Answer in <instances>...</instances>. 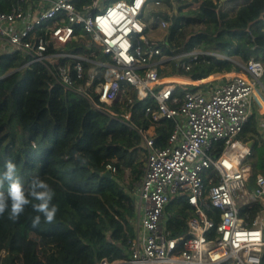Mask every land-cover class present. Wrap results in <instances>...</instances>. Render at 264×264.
I'll list each match as a JSON object with an SVG mask.
<instances>
[{"label":"built area","instance_id":"2783aa9c","mask_svg":"<svg viewBox=\"0 0 264 264\" xmlns=\"http://www.w3.org/2000/svg\"><path fill=\"white\" fill-rule=\"evenodd\" d=\"M16 2L0 12L2 50L43 63L58 83L83 96L96 111L133 126L142 138V175L129 190L134 235L125 240L123 257L94 264H264V209L251 222L241 214L249 198L257 201L248 185L261 182L245 171L252 149L239 138L252 112L254 89L264 90V62L252 57L240 72L217 73L211 81L165 77L159 73L160 48L149 41L143 19L149 0ZM155 22L166 25L161 19ZM76 26L88 36L87 47L97 45L107 60L93 59V51L47 52L77 39ZM200 54L186 53L189 60L181 68L190 70ZM82 61L89 63L87 78L76 85L74 79L84 73ZM180 83L200 87L184 91L179 101L174 92ZM145 99L151 102L143 107V118L150 124L139 128L133 124L132 107ZM162 120L173 123L164 146L157 145L155 136ZM106 169L115 171L110 164ZM176 196H182L191 214L185 231L173 236L166 207Z\"/></svg>","mask_w":264,"mask_h":264},{"label":"trees","instance_id":"16d2710c","mask_svg":"<svg viewBox=\"0 0 264 264\" xmlns=\"http://www.w3.org/2000/svg\"><path fill=\"white\" fill-rule=\"evenodd\" d=\"M83 1L77 0V4ZM220 1L149 0L143 16L148 28L152 24L150 19L168 23L165 41L152 43L160 48L161 55L184 53L180 61L172 60L173 68L165 76L199 79L210 74L240 72L234 59L243 64L252 57L264 62V0H225L238 3L232 14L221 9ZM154 2L165 6L171 14L157 10ZM195 3L197 6L190 8ZM16 4V0H0V12L9 11ZM190 26L198 29L177 43L182 29ZM80 33L76 26L77 39L62 49L50 46L47 52L64 50L91 55L93 51V59L107 60L97 45L87 47L88 36ZM1 49L0 176L8 160L16 164L26 189L32 177L39 175L54 189L53 203L59 211L52 224L42 217L37 228L32 227L31 218L40 214L31 204L16 222L8 219L7 212L0 216V264H94L103 258L123 257L125 240L134 235V198L128 179L136 181L142 174V163H134L137 153L144 151L141 136L133 126L96 111L83 96L58 83L43 63ZM193 50L201 54L186 71L181 63L189 60L185 54ZM82 65L84 73L82 78L74 79L76 85L87 78L89 63L82 61ZM198 87L180 83L174 94L180 101L184 91ZM256 99L264 109L260 94ZM148 102L151 101L136 100L132 107L136 127L146 128L150 124L142 112ZM252 105L239 138L246 143L253 141L252 150L257 148L264 162V115L257 114L255 101ZM172 128L170 120L155 126L157 145H166ZM108 164L115 168L110 176L105 175ZM249 164L250 176H264L251 157ZM249 186L255 189L257 185ZM7 188L5 182L0 190L7 192ZM35 203L38 201L32 199ZM262 207V202L251 203L242 207L241 214H247L251 222ZM166 211L173 236L182 234L191 214L188 204L182 196H176Z\"/></svg>","mask_w":264,"mask_h":264},{"label":"clouds","instance_id":"9594fccd","mask_svg":"<svg viewBox=\"0 0 264 264\" xmlns=\"http://www.w3.org/2000/svg\"><path fill=\"white\" fill-rule=\"evenodd\" d=\"M7 182V192L0 190V216L8 213V219L16 222L31 204L33 210L40 215L31 218L33 228H37L43 220L52 224L59 211L58 205L53 203L54 189L39 175L32 177L28 189L18 174L17 166L11 160L5 163V171L0 176V188ZM31 197L38 203L32 204Z\"/></svg>","mask_w":264,"mask_h":264},{"label":"rangeland","instance_id":"374dc122","mask_svg":"<svg viewBox=\"0 0 264 264\" xmlns=\"http://www.w3.org/2000/svg\"><path fill=\"white\" fill-rule=\"evenodd\" d=\"M221 9L223 11H227L229 14H232L233 13V9H235L238 5V3H228L227 1L225 0H221ZM197 4H193L190 8H194L196 7ZM174 7L176 8V3H174ZM157 10H163V11H167L169 14H171L170 11H168V9H165V6L163 5H157V7H155ZM185 10H188V9H185ZM152 24L151 26L149 27V30H148V38L149 40L154 41V42H163L165 41L167 35H168V23L165 22V27H162L161 26V23H159L158 25L156 26H152L154 25L156 22L154 19H150ZM198 29L197 26H190V27H185L182 29L181 31V36H178V41L177 43H180V40L182 39V37H185L187 38L191 32H194ZM0 48H1V44H0ZM2 50V49H1ZM184 55V53H177L175 54L174 56L172 57H168V56H165V55H161L162 58L161 60H163V64L162 66L159 68V72H160V75L162 76H165L167 74L170 73V71L172 70L173 68V63H172V60H176L177 62L180 61V59L182 58V56ZM236 60V63L239 65V67H241V65H243L242 62H240L238 59H234ZM167 77H170V76H167ZM264 79V78H263ZM261 92V91H260ZM262 96L264 97V90L261 92ZM255 97L257 98L258 97V94H255ZM254 161L255 163L257 164V168H258V171L259 173H263L264 174V162H263V157L262 155L260 154V151L257 149V148H254L252 150V155L250 156ZM249 157V158H250ZM144 162H145V155H144V151H139L137 153V158L134 160V163L137 164V163H142V168H143V165H144ZM124 177L127 179L128 177V171L126 170L125 172V175ZM128 182L131 184L132 182V179H128ZM264 202V200H263ZM249 203H256L258 204L259 202L257 201H254L253 199L249 198ZM169 212V211H168Z\"/></svg>","mask_w":264,"mask_h":264},{"label":"bare ground","instance_id":"6f19581e","mask_svg":"<svg viewBox=\"0 0 264 264\" xmlns=\"http://www.w3.org/2000/svg\"><path fill=\"white\" fill-rule=\"evenodd\" d=\"M254 94H259L258 91L256 89H254ZM249 159L250 158H247L244 162V169L245 171L249 174H251V166L249 164ZM259 179H260V186H256L255 189H251V187L248 185L247 187V191L248 193L255 197L257 199L258 202H263L264 200V176H259Z\"/></svg>","mask_w":264,"mask_h":264},{"label":"crops","instance_id":"0c3cea01","mask_svg":"<svg viewBox=\"0 0 264 264\" xmlns=\"http://www.w3.org/2000/svg\"><path fill=\"white\" fill-rule=\"evenodd\" d=\"M219 74H210V75H208L207 77H203V78H196V79H191V77H179V76H177L176 78H179V79H184V78H188L189 79V81H193V82H203V81H205V80H214L217 76H218ZM220 76V75H219ZM165 77H167V76H165ZM171 77V76H170ZM258 93L260 94V96L264 99V97L261 95V93L258 91ZM255 101H256V103H257V105H258V108H257V114H259V115H264V109L262 108V106L259 104V102H258V100L256 99V97H255ZM252 155V154H251ZM143 169V168H142ZM142 175V174H141ZM263 208V207H262ZM262 210V209H261Z\"/></svg>","mask_w":264,"mask_h":264},{"label":"water","instance_id":"95a60500","mask_svg":"<svg viewBox=\"0 0 264 264\" xmlns=\"http://www.w3.org/2000/svg\"><path fill=\"white\" fill-rule=\"evenodd\" d=\"M247 144H248V146L252 149V148H253V144H254V142H253V141H250V142H248ZM105 175L110 176V172H109L108 170H106V171H105Z\"/></svg>","mask_w":264,"mask_h":264}]
</instances>
